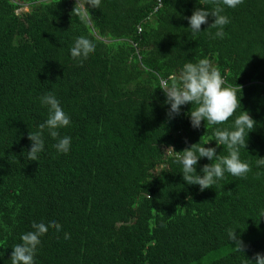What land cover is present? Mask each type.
<instances>
[{"label":"trees","instance_id":"16d2710c","mask_svg":"<svg viewBox=\"0 0 264 264\" xmlns=\"http://www.w3.org/2000/svg\"><path fill=\"white\" fill-rule=\"evenodd\" d=\"M200 2L0 0V264H11V246L33 222L50 218L62 229L49 226L35 264H250L264 255V167L256 166L264 157V0L225 7L222 39L209 35L212 18L195 36L187 29L182 17ZM84 5L86 22L73 12ZM80 36L95 43L82 62L69 53ZM202 58L256 121L241 149L250 171L225 173L203 191L183 180L175 159L217 126L193 129L190 104L169 119L158 88ZM49 90L70 115L59 132L71 135V149L57 153L45 132L32 161L28 133L47 118L38 98ZM219 153L227 154L223 146ZM230 227L243 252L228 241Z\"/></svg>","mask_w":264,"mask_h":264},{"label":"clouds","instance_id":"9594fccd","mask_svg":"<svg viewBox=\"0 0 264 264\" xmlns=\"http://www.w3.org/2000/svg\"><path fill=\"white\" fill-rule=\"evenodd\" d=\"M100 2L101 0H86L85 5L98 8ZM241 2L242 0H214L212 7L209 8L208 0H201L199 5H204L203 7H196L190 16L182 18L187 20V29H190L194 36L204 32L201 31V25L208 24L209 18H212L208 28H215L216 31L209 35L213 39H222L226 35L224 27L230 22L223 14L224 8H235ZM85 5L79 10L73 9L84 22L90 17ZM261 28V25L257 26L258 30ZM94 50L95 43L85 36H80L73 41L69 53L74 60L82 62ZM158 88L164 93V104L168 106L166 115L169 119L179 116L182 106L190 104L195 107L186 115L193 129L198 130L202 121L204 125L207 122L210 127L217 126L202 145L195 143L177 152L175 163L181 167L183 180L189 185H198L203 191L213 188L224 179L225 173L240 178L246 176L250 166L246 160L241 159V149L245 150L248 133L254 129L256 121L249 112L241 109V96L237 95V88L226 83L219 69L207 58L195 62L188 60L180 68L178 80L173 79L171 84H168L161 79ZM239 90L241 91L240 86ZM38 99L40 105L47 109V118L38 125L37 131L28 133L31 146L26 153L32 161H37L39 154L45 149V132L56 141L53 147L57 153L69 152L72 143L71 135H61L59 132L60 129L69 126L71 118L62 108L57 96L49 90ZM237 109H240V113L234 115ZM230 118L231 123L225 124ZM210 141H215V145L205 147L204 145ZM221 146L226 150V155L217 154V148ZM202 158H206L209 163L204 164L197 172L198 161ZM256 166L264 167V157L257 158ZM259 215L264 217V209L259 211ZM49 226L54 227L57 232L62 229L61 224L51 218L47 222L43 220L33 222L30 230L20 235V242L11 246V264H35L41 237L48 231ZM237 228L227 229V237L229 242H235L233 248L236 251L243 252V242L236 232ZM64 238H69L67 232L64 233ZM250 264H264V255L257 253L254 262L250 261Z\"/></svg>","mask_w":264,"mask_h":264},{"label":"rangeland","instance_id":"374dc122","mask_svg":"<svg viewBox=\"0 0 264 264\" xmlns=\"http://www.w3.org/2000/svg\"><path fill=\"white\" fill-rule=\"evenodd\" d=\"M21 12H28V7L24 6L23 8L20 9V13Z\"/></svg>","mask_w":264,"mask_h":264}]
</instances>
